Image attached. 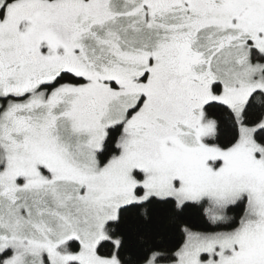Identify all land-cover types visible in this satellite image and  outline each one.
I'll return each mask as SVG.
<instances>
[{
	"label": "snow or ice",
	"instance_id": "1",
	"mask_svg": "<svg viewBox=\"0 0 264 264\" xmlns=\"http://www.w3.org/2000/svg\"><path fill=\"white\" fill-rule=\"evenodd\" d=\"M0 264H264V0H0Z\"/></svg>",
	"mask_w": 264,
	"mask_h": 264
},
{
	"label": "trees",
	"instance_id": "2",
	"mask_svg": "<svg viewBox=\"0 0 264 264\" xmlns=\"http://www.w3.org/2000/svg\"><path fill=\"white\" fill-rule=\"evenodd\" d=\"M177 239H178V237L173 238V241L172 242L173 243L176 242Z\"/></svg>",
	"mask_w": 264,
	"mask_h": 264
}]
</instances>
